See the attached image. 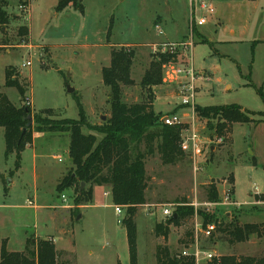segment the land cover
I'll use <instances>...</instances> for the list:
<instances>
[{
    "label": "rangeland",
    "instance_id": "obj_1",
    "mask_svg": "<svg viewBox=\"0 0 264 264\" xmlns=\"http://www.w3.org/2000/svg\"><path fill=\"white\" fill-rule=\"evenodd\" d=\"M7 1L11 21L0 30V92L19 107L30 100V108L44 121L78 120L75 94L91 125L109 119L110 90L103 85L102 69L110 65L112 50L123 47L136 52L132 68L136 85L122 87L123 102L147 101L150 92L141 81L154 58L153 46L178 38L181 41L176 43H191L193 47L178 62H192L197 73L209 78L196 83L197 106L236 104L264 112V100L258 93L264 84V0H201L211 4L215 13L196 11V20H207L205 26L197 28H192L190 0H80L84 12L72 4L58 12L61 0ZM24 3L26 11L20 10ZM155 25L162 26L163 36L157 34ZM23 26L30 29L27 39L19 36ZM27 61L32 66L23 68ZM8 67L29 84L26 98L22 99L15 88L4 87ZM174 69L171 64L165 66L164 84L152 89L154 109L161 113L159 121L163 115L175 113L196 132L202 155L195 160L185 153L186 157L174 165H165L158 151L146 159L147 202L135 219L139 264H156V249L164 246L151 235L158 223L168 220L162 208L185 201L190 206L198 203L200 212L206 202L205 189L212 182L221 199L233 189L232 201L239 206H219L210 215H217L220 222L238 220L241 225L258 224L264 229V203L255 199L264 195V163L258 154H264V122L236 125L231 147L222 139L211 138L207 124L194 120L193 109L181 106L171 81ZM250 82L255 87L248 86ZM69 89L75 91L70 93ZM30 122L37 141V171L31 150L24 154L23 169L16 171L15 154L5 157L4 130L0 128V249L6 240L9 251L21 252L29 240L50 239L57 248L71 251L75 264H115L116 258L120 264H130L125 227L118 224L125 212L117 216L105 185H94L92 202L80 206L76 200L90 185L83 189L75 185L61 195L57 186L73 169L70 134L40 133L37 122L33 118ZM83 133L90 132L84 128ZM231 173L236 178L234 187L228 181ZM224 213L231 219H222ZM196 221L203 220L195 215L183 227L172 226L167 244L173 254L190 247L180 244V237L186 230L194 231ZM210 239L199 238L202 247L219 258L264 256V233L236 245H230L228 236L219 231ZM199 264L206 263L201 259Z\"/></svg>",
    "mask_w": 264,
    "mask_h": 264
},
{
    "label": "trees",
    "instance_id": "obj_2",
    "mask_svg": "<svg viewBox=\"0 0 264 264\" xmlns=\"http://www.w3.org/2000/svg\"><path fill=\"white\" fill-rule=\"evenodd\" d=\"M71 4L84 12L80 0H61L57 11L61 12ZM7 8L8 1L0 0V30L8 27L11 21ZM29 35L28 27H20V37L27 39ZM152 56L154 58L141 81V86L149 89L150 97L143 103L128 105L123 102L122 87L136 85L132 79L136 52L125 47L112 50L110 65L102 69L103 85L110 90L111 116L98 126L89 123L81 99L76 94L80 116L78 120L44 121L30 107L16 106L6 94L0 92V128L4 130L6 159L15 154L16 171L21 169L22 154L33 143L34 134L30 117L39 125L37 130L40 133L70 134L69 154L73 169L63 177L57 191L62 195L75 185L78 187L82 183L90 185V190L80 193L76 200V205L80 206L83 202H92L94 185L109 186L114 205L126 208L123 225L127 232L130 264H139L135 219L138 209L147 202L146 159L156 151L165 165H174L186 157L181 148V138L182 130L187 125L169 127L160 123V115H157L154 109L155 99L152 93V89L164 84V68L169 64L178 63V55L152 54ZM5 76L4 87L15 88L22 99L26 98L29 84L21 75L13 67H8ZM248 86L255 87L251 82ZM258 93L264 100V84ZM195 115L196 119L207 124L211 138L222 139L229 147L233 144L232 137L236 125L258 126L264 122V112H252L236 104L209 107L196 105ZM25 128L27 132L23 135ZM84 128L90 133H83ZM253 162L257 166L256 159H253ZM228 181L231 187L235 186L233 173L228 177ZM232 192L233 189L230 190L233 196ZM205 195L206 202L221 201L217 186L213 182L205 189ZM255 199L257 203H264V195H257ZM178 204L172 218L166 223L156 225L154 230L156 237L167 239L172 226L183 227L196 214L202 218L204 228L216 223V231L228 236L230 245L246 243L252 236L264 233V229L258 224L241 225L238 220L230 223L220 222L217 215H210L205 209L196 212L195 208L185 201ZM222 219L228 221L231 215L224 213ZM6 242L2 243L0 249V264H75L71 261L73 257L70 253L58 250L50 239H37L33 243L29 240L23 252H10ZM193 242L194 231L186 230L180 244L190 246ZM155 260L156 264H197L193 257H180V253L173 254L167 246L157 247ZM208 264H264V256H223L213 259Z\"/></svg>",
    "mask_w": 264,
    "mask_h": 264
},
{
    "label": "built area",
    "instance_id": "obj_3",
    "mask_svg": "<svg viewBox=\"0 0 264 264\" xmlns=\"http://www.w3.org/2000/svg\"><path fill=\"white\" fill-rule=\"evenodd\" d=\"M191 10L193 14V25L192 28L203 27L207 24V20L205 17H201L199 20H196V11L205 12L209 15H213L215 13V9L211 4H207L201 0H190ZM20 10L26 11V7L24 5L20 6ZM155 30L158 35L163 36L164 31L161 25H155ZM192 47V44L189 43L188 45L183 43H169V42H162L158 43V45H154V55H178V59H180L184 53L188 52L189 49ZM182 48V49H181ZM193 48V47H192ZM192 52V51H191ZM153 54V53H152ZM179 61V60H178ZM179 63V64H178ZM176 64H171L175 66L174 72L172 74L171 81L177 87V97L181 99V106L192 108L194 111V120L196 119L195 115V107H196V99L198 94V88L196 86L197 81H206L209 78L206 75L199 74L193 68L192 62L190 64H180L178 62ZM32 66L31 61H27L23 64V68ZM26 106L31 107V101L28 100L26 102ZM193 120V121H194ZM165 126L175 127V126H182L186 125L185 122L181 120V118L173 113L168 115H163V117L159 121ZM181 148L184 153H187L189 156L193 157L195 160L197 157L202 155V143L200 142L199 136L196 132H191L188 127L183 128L182 130V138H181ZM59 162H62L61 157H57ZM197 171V168H196ZM108 193L106 194V196ZM232 195L230 190L224 194V197L221 199L220 202L217 203H204V209L207 213L211 212L212 209L219 207V206H232L238 205L233 202ZM62 200L64 202L67 201V198L63 195ZM30 206H33L32 202H29ZM195 208L196 212L199 210L198 203H194L191 205ZM239 206V205H238ZM177 206H165L162 208V214L166 219H170L174 216L175 210ZM115 212L117 216H120L125 212V207L116 206ZM126 216V212H125ZM125 216L122 220L118 221V224H123ZM198 217V215L196 214ZM216 231L215 224H209L205 228L203 227V223H199L196 221L194 227V242L190 245L188 249H183L180 252V257H193L197 264L200 263V260L203 259L207 262L212 261L217 257L211 251H208L206 248L202 247L200 243V235L203 236L205 239H210Z\"/></svg>",
    "mask_w": 264,
    "mask_h": 264
},
{
    "label": "crops",
    "instance_id": "obj_4",
    "mask_svg": "<svg viewBox=\"0 0 264 264\" xmlns=\"http://www.w3.org/2000/svg\"><path fill=\"white\" fill-rule=\"evenodd\" d=\"M30 1V0H29ZM190 6H191V4H190ZM191 15H192V10H191ZM163 20V19H162ZM165 21V20H164ZM30 30V29H29ZM29 37H30V35H29ZM181 41V38H178V39H176V40H163V41H161V42H159V43H162V42H174V43H176V42H180ZM172 79V78H171ZM160 87V86H159ZM157 87H155L154 89H156ZM153 89V90H154ZM156 99V98H155ZM155 103V102H154ZM156 112V111H155ZM157 115H161V113H156ZM234 133V132H233ZM234 135V134H233ZM34 139V138H33ZM232 139H233V137H232ZM36 146H37V141H36V138H35V140H33V144L30 146V147H28L26 150H25V152H27L28 150H31L32 151V153H33V157H34V162H35V169H36V171L38 170V162H37V159H38V151H37V148H36ZM25 152H23V154H22V162H21V169H23V166H22V163H23V165H24V162H23V160H24V154H25ZM259 154V157L263 160V163H264V154L263 153H261V152H259L258 153ZM20 169V170H21ZM233 176H234V180H235V183H236V178H235V174H233ZM63 177V176H62ZM107 188H108V190L109 191H107V193H108V197H111L112 198V194H111V188L109 187V186H106ZM96 191V190H95ZM95 191H94V193H95ZM36 193H38V190L36 189ZM171 234H172V227H171V233H170V235H169V237L167 238V239H165V238H159L158 239V241L159 242H164V246H167V247H169L168 246V244H167V241L169 240V238H170V236H171ZM125 235H126V239H127V241H128V238H127V232H126V230H125ZM151 235L152 236H155L154 235V231L152 230L151 231ZM184 235V234H183ZM183 235L180 237V238H182L183 237ZM7 241V240H6ZM165 244H167V245H165ZM56 245V244H55ZM161 245V244H160ZM217 242L216 243H214V248H216L217 247ZM57 247V246H56ZM25 248H26V246H25ZM25 248H24V250H25ZM128 248H129V245H128ZM58 250H60V251H66V252H68V253H70V255H72V253H71V251H68V250H65V249H59V248H57ZM23 250V251H24ZM23 251H21V252H23ZM214 251V250H213ZM10 252H14V251H10ZM72 257V256H71ZM219 257V256H218ZM129 261H130V258H129ZM203 262H205L206 264H208L209 262H207V261H205V260H203ZM120 262H119V259L118 258H116V261H115V264H119Z\"/></svg>",
    "mask_w": 264,
    "mask_h": 264
},
{
    "label": "water",
    "instance_id": "obj_5",
    "mask_svg": "<svg viewBox=\"0 0 264 264\" xmlns=\"http://www.w3.org/2000/svg\"><path fill=\"white\" fill-rule=\"evenodd\" d=\"M121 1H124V0H121ZM74 91H75L74 89H69V92H70V93H73ZM29 120L31 121L32 118L30 117ZM103 120H105V117H103ZM26 132H27V128H25V129L23 130V135H24ZM85 185H86L85 183H82V184H81L82 189L84 188ZM81 218H82V217L80 216L79 219H81Z\"/></svg>",
    "mask_w": 264,
    "mask_h": 264
}]
</instances>
